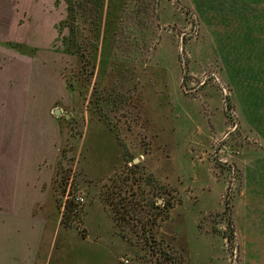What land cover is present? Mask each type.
<instances>
[{
	"label": "rangeland",
	"instance_id": "obj_1",
	"mask_svg": "<svg viewBox=\"0 0 264 264\" xmlns=\"http://www.w3.org/2000/svg\"><path fill=\"white\" fill-rule=\"evenodd\" d=\"M120 1L0 0L60 133L39 259L264 264V0Z\"/></svg>",
	"mask_w": 264,
	"mask_h": 264
},
{
	"label": "crops",
	"instance_id": "obj_2",
	"mask_svg": "<svg viewBox=\"0 0 264 264\" xmlns=\"http://www.w3.org/2000/svg\"><path fill=\"white\" fill-rule=\"evenodd\" d=\"M41 69L34 77L36 86L48 83L47 68L43 77ZM33 76L26 67L0 72V264L50 263L51 253L46 259L39 255L48 204L55 201L50 188L60 133L50 130L49 102L32 100L33 92L42 91L33 89ZM12 81H18V88H11Z\"/></svg>",
	"mask_w": 264,
	"mask_h": 264
},
{
	"label": "trees",
	"instance_id": "obj_3",
	"mask_svg": "<svg viewBox=\"0 0 264 264\" xmlns=\"http://www.w3.org/2000/svg\"><path fill=\"white\" fill-rule=\"evenodd\" d=\"M65 1H66L67 5H68V9H69L68 14L70 15L71 9H72V8L70 9V7H72V5H73V0H65ZM120 2H121L120 0H107V2H105L106 6H107V9H108V14H107V21L108 22H107V25H106L107 31L109 30V25H110V22H111V20H110L111 14L113 12H115L116 8L119 7ZM67 20H68V18L65 20V23L67 22ZM66 25H68V24H66ZM9 45L12 48H15V49H17V50H19L21 52L25 51L26 53H29V54H32L33 51L35 50V47L27 46L28 48H26V46H24L25 44L19 43V42H9ZM24 49H27V50H24ZM67 51H70V49L67 50ZM55 202H56V200H55ZM71 202L72 201L70 200V201H67L65 203V208H66L65 213H68L72 209ZM51 260H52V258H51Z\"/></svg>",
	"mask_w": 264,
	"mask_h": 264
},
{
	"label": "water",
	"instance_id": "obj_4",
	"mask_svg": "<svg viewBox=\"0 0 264 264\" xmlns=\"http://www.w3.org/2000/svg\"><path fill=\"white\" fill-rule=\"evenodd\" d=\"M54 114L59 116L61 115V109L59 107H56L55 110H54ZM69 116V114H67V117Z\"/></svg>",
	"mask_w": 264,
	"mask_h": 264
}]
</instances>
